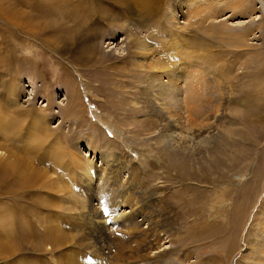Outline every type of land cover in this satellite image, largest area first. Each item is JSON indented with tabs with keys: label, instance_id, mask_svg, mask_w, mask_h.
Wrapping results in <instances>:
<instances>
[{
	"label": "rangeland",
	"instance_id": "rangeland-1",
	"mask_svg": "<svg viewBox=\"0 0 264 264\" xmlns=\"http://www.w3.org/2000/svg\"><path fill=\"white\" fill-rule=\"evenodd\" d=\"M60 1L0 0V117L11 118L17 113L22 120L16 131L12 132L10 128L7 133L2 134L0 131V264H78V261L82 264L87 259L83 255L91 256L92 249L84 248L91 240L85 238V242L81 239L84 238L83 234L73 218L82 219L89 214L90 204L94 207L97 204L103 221L113 212H118L117 209L125 204L121 201L130 191H134L132 203L140 204L141 211L152 214H157L160 209L151 203L158 204L157 199L161 198L166 201V215L181 213L184 217L188 216L187 207L177 211L175 205L177 201L181 202V198L192 197L198 201L199 209L197 215L187 217V222L190 224L193 218H203L209 223L218 222L220 225L228 221L234 207L232 204H235L234 196L231 197L226 192L227 188L230 191L229 183L235 186L238 194L253 189L249 194L251 198L256 196L257 199L264 195V147L261 155L246 140L242 142L241 150L236 151L238 160L221 162L220 168L212 171L221 175L214 185H219L222 179L227 180H223L218 189H214L213 184L204 186L206 183L201 180L204 175L201 171L200 179L198 174L190 178L194 169L199 170V166L209 160L205 156L209 145L184 142L183 145L173 147L172 144L169 145V141H173L172 135L164 137L162 132L148 133L146 124L143 127L140 123L149 117L142 105L143 98L146 97L142 94L145 82L140 80L143 74L136 76V72H141L142 68H138L137 62H134L136 57L142 56L137 49L141 45L139 37H143L141 40H146L151 46L167 42L176 32L180 36L186 34L193 42L210 41L214 44L211 50L222 55L223 62L230 63L231 66H226L227 70L232 69L233 73L240 74L236 84L253 88L249 99L254 112L256 111L254 114L264 115V15L258 8L260 4L255 6L259 11L251 17H247L248 13H235V10L227 8L217 14L218 18L207 12L209 5L198 4V22H194L189 13L183 15L179 12L181 17L173 19L176 2L179 1L180 7L188 0H163L164 6L150 14L141 6L147 4V0H143L142 4L140 0H124L122 5L114 3L117 0H95V7L107 18L99 25L92 23L88 27V24L81 21L85 12L84 5L79 3L78 6V2L74 0H71L73 5ZM115 10L119 13L117 17ZM26 13L39 19L46 38L25 32L20 15L24 16ZM179 21L182 26L180 29L175 24ZM241 22L249 25L253 23V33L249 34L246 42L234 39V33L243 31L240 28ZM89 28L97 30L96 37L99 38L92 44L88 35ZM43 39L56 44L47 47ZM86 44L90 47L93 45L91 49L96 50L93 52L96 55L91 59H87L86 55H79L82 47L88 48L84 46ZM118 46L125 50H117ZM248 73H252V77H248ZM166 81L165 78L164 82ZM162 91L165 95L164 90ZM22 108L25 109V115L17 112ZM36 116L43 122L47 121L44 130L47 133L40 132L43 137L38 141L35 140L38 133L33 129L35 127H31ZM180 122L191 125L186 120ZM26 129L30 130V135L23 133ZM245 132L255 134L249 128H245ZM98 137L99 140H96ZM219 138L216 133L214 139ZM92 140L97 142L99 149L103 148L97 150L95 158L93 149L88 146ZM186 148L190 152L194 151L188 154L191 159L182 156L172 160L171 153L176 151L175 154L179 155L183 149L188 153ZM251 149L252 155L248 160L247 154ZM108 154L126 161L127 157L131 158L134 165L139 166L137 176L129 179L126 172H122L126 180L121 186H113L112 182L110 184L102 178L100 169L105 165ZM10 165L15 169L10 168L11 171L4 174L5 166ZM90 165L94 166L93 171L90 170ZM172 165L180 166L179 170L171 168ZM211 165L215 166V162L212 161ZM18 171L34 172L25 187H21L25 178ZM127 172L129 173L128 170ZM141 187H145V191ZM79 198H84L89 207L79 201ZM240 198L243 199L242 196ZM147 203L152 206L147 207ZM14 204L19 215L15 225L19 228L16 229L8 226L11 220L9 213L15 207ZM104 208L108 209L107 215L103 212ZM83 209L84 213L80 215ZM12 218L15 219V215ZM142 219V216L138 217V220ZM139 222V230L148 226L144 220ZM55 224L56 227L61 225L60 233L53 229ZM253 227L251 220L242 232L235 234L228 228L221 231L219 238L224 247L230 244L232 246L234 242L241 241V236L246 238ZM177 229V244L173 245L165 234L164 240L160 242L162 248L170 244L182 249L185 245L186 249H182L181 253H189L192 258L186 263L184 258L177 260V264L195 263L198 258L200 264H220L213 261L210 255L219 257L223 264H229L222 255V248L214 252L210 247L213 238L206 236L204 243L192 240L182 218ZM97 231H109L110 234L115 232V228H100ZM96 235L92 240L94 243H97ZM109 241L104 242L106 247L102 251L105 254L114 250L111 244L107 246V243H112ZM140 242L142 241L137 240L132 244V241H128L127 245L131 250L132 245ZM81 244H84L83 248ZM245 246L242 243V247L236 251V260H248L244 256L248 251L243 249ZM115 251L117 255V250ZM83 257L86 259L82 261ZM88 261L89 258L86 263ZM113 262L105 261V264Z\"/></svg>",
	"mask_w": 264,
	"mask_h": 264
},
{
	"label": "bare ground",
	"instance_id": "bare-ground-1",
	"mask_svg": "<svg viewBox=\"0 0 264 264\" xmlns=\"http://www.w3.org/2000/svg\"><path fill=\"white\" fill-rule=\"evenodd\" d=\"M74 1L78 2V6L79 3L85 6V12L81 17V21H84L86 24H88V27L91 26L92 23L95 25H99L104 19L107 18L102 12L100 13V10L95 7V0ZM140 1L142 4L143 0ZM188 1H184L182 3V6L180 7H178L179 1L176 2L175 6L173 5L174 20H176L180 16L179 12H182L183 15H187L189 13L190 18L192 17L194 19V22H196L195 20H197L198 22V18H196L199 16L196 13L199 10L196 7L198 4H200V6L202 4L209 5L208 8L210 9L207 10V12L209 14L212 13L215 18H218L217 14L223 12L227 8H231L229 9L230 11L235 10V13H248L249 15L247 17L253 16L256 11H259L258 8H260L264 15V0ZM65 2L73 5L71 0H64V3ZM123 2L124 0H117L114 3H116L117 5H122ZM164 2L165 1L163 0H147V4L145 3L141 6L145 7V11L150 14V12L153 13V10H159L160 7L164 6ZM257 4H260L258 8H256ZM200 6L199 8L201 9ZM81 8L82 7H80V9ZM118 14L116 15V17L119 16ZM79 16H81V14H79ZM167 16L165 15V17ZM17 17L19 18V16ZM20 17L26 33L33 36L37 35V37H44L42 27L39 25V19H35L33 15L31 16L27 13L24 16L20 15ZM180 23V21L175 23L177 25V28L179 29L182 27L180 26ZM241 23L242 26L240 28L243 31L238 30L239 32L234 33L236 35L234 39H236L237 42H240V40L245 41L249 34L253 33V27L251 26L253 23H251V25L243 24V22ZM137 24H139V22ZM39 26L41 28H39ZM227 26L225 27L227 28ZM96 32L97 30H95L94 28L89 30L88 35L89 40H91V44L95 43L96 41H98L97 39H99L96 37ZM177 33L178 32L173 34V38L167 40V42H161V44L158 43L160 44L158 46H151L150 44L146 43V40H141V38L143 37H139L141 45L137 49L138 52H141L142 56L140 58L136 57L134 62H137L136 65H138V68H142L141 72H136V76H140V74H143V78H140V80L141 82H145L142 94L146 95V97L143 98L142 105L148 112L149 116L147 117V120L141 121L140 123L143 127L146 124L148 133L162 132V136H164L165 134L164 137L172 135L173 141H169V145L172 144L173 147L183 145L184 142L186 144L194 142V144L200 143L202 145H209L207 146L205 154L206 158L209 159L207 161V163L209 164L205 163L204 165H200L199 170L194 169V171H192V168L190 167L191 171L194 172L190 175V178H192L195 174H198V177L200 179L202 175L199 172L201 171V173L204 174L201 180L206 183V185H204L205 187H209V184L214 185L216 180L221 176L220 174L212 171L218 170L220 168L221 162L228 163L233 160H238V158L236 157V151L241 150V145L244 140L250 142V144L255 147V149H258V152H261L260 154L262 155V150L264 147V115L254 114L256 111L254 112L253 106L251 105L249 99V96L253 93V88L248 84V86H240L236 84L239 82L238 78L240 74L233 73L232 69H230V71L227 70L226 66L227 64L228 66H231L230 63L223 62L224 60L222 58V55L220 56L218 53L217 55L216 52L211 50L212 47L214 48L213 43H211L210 41L207 42V40L198 42L194 39L193 42L192 39H190L191 37H187L186 34H182L180 36ZM85 40L86 39H84V41ZM43 42L46 43L45 46L47 47H51V44L53 43L56 44V42L48 41L47 39H43ZM84 46L90 49H83L82 47V49L79 50V55H86L87 59H91L93 55H96L93 53L96 50L91 49L93 45L91 47L89 45L87 46V44ZM117 50L121 51L125 49H123L122 46H118ZM10 51L12 50L10 49ZM247 75L248 77H250L252 73H248ZM165 78L167 79L166 82H164ZM256 83L258 84V82ZM162 90H164L165 95L163 94ZM24 110L25 109L22 108L17 112L19 114L25 115ZM183 113L185 114V116H183ZM15 114L16 115H12L11 118L0 117V131L2 132V134L7 133V131L10 129L12 132L18 129L19 124L22 122V120L20 117H18L19 115L17 113ZM180 120H186L189 122L187 124L191 125H184L181 123L182 121L180 122ZM45 124H47V121L43 122L39 117H37V119L32 122L33 126L31 127H35L33 129H36L38 133V137L35 140L38 141V139H41L43 137L40 132H44L45 134L47 133L44 131L46 130ZM30 125L31 124H28V126ZM245 128H249V130L253 129L255 131V134L252 135L246 133ZM170 130L172 132H170ZM29 131L30 130L26 129L23 131V133H25L26 135H30ZM19 132L20 131H18V133ZM216 133L220 136L218 140L214 139ZM96 140H99V137ZM90 143L91 144H88V146L93 149L95 158L97 156V150H103V148L99 149L97 142H95L94 140H92ZM1 146H3V144ZM175 152L176 151L171 153V158L173 161L176 158L182 156L186 157L187 159H191L188 154H192L194 151L190 152V150H188L187 153L185 149H183L179 155H176ZM251 153L252 149L247 154L248 160H250V157L252 155ZM111 156H113V154ZM111 156H109V154L107 155V163L105 162V165H102L101 161L102 168L100 169V173L102 171V178H105L106 181H108L110 184L112 182L113 186H116V184H120L119 186H121L126 180L124 179V173L122 172H126V177L128 176L129 179H134L135 176H137L139 166L137 164L134 165L135 162H133L131 158L127 157L128 161H131V163H129L126 160L117 159V157ZM212 161L215 162V166L211 165ZM90 166V170L93 171L94 166ZM10 168H12V170L15 169L12 165H10L9 167L5 166L4 174L6 171H11L9 170ZM171 168L179 170L180 166L176 167L172 165ZM90 170L86 171V173L90 172ZM127 170L129 171V173L127 172ZM32 173L34 172L27 171L23 173L18 171V174H21V177L25 178V182H22L21 187H25L29 183L31 177H33ZM223 180L227 182V180L225 179H222L221 182ZM219 185L215 184L214 189H218ZM229 185V187H231L230 191L229 188H227L226 192L227 194L229 193V196H234L235 202L233 200L232 201L235 204H232V206L234 207L233 211H231L230 218L226 223L221 225L218 224V222L209 223L203 218H193V220H191L189 224L187 222V217L193 214L197 215L199 209L198 201L194 200V198L192 197L181 198V202L179 203L177 201L175 205L176 208H178L177 211H181L182 208L187 207L188 216L185 217L182 216L181 213L174 215L171 213L169 215H166V208L164 207L166 201L161 198L157 199L158 204H154L153 202L151 203L153 206L156 205L159 207L160 210L157 214L141 211L140 204L137 205V203H132L131 198L133 197L132 193H134V191H130L126 194L127 196L125 197V199L121 201L125 204L120 207L118 206V212H113L103 221L102 213H100L99 211L101 210L99 206L96 204L98 208V210H96V205L94 207L90 204V212L89 214L87 213L88 215H86L82 219H79L77 217L73 218V221H75V224L78 226L79 231L83 234L84 238L81 239L85 240L86 238L91 240L90 243H87V245L84 243L86 245L85 247L84 244L83 246L81 244L82 248L84 247L86 249H92L90 253L91 256L83 255L84 257L86 256L87 259L83 257V259L81 260H86L85 262L83 261L82 264H105V261H114L113 264H177V260L183 258L185 259L186 263V261L191 260L192 256L189 253H186V255H183V253H181L182 249H186L185 245L182 246V249H178V247L170 246V244L162 248L161 244V241L164 240V234L167 235V238H169L170 242L173 245L179 242L177 225L179 224L181 218L185 228L189 230V236L192 240L203 242L206 236L209 238H213L214 241L210 244V247L214 252L219 251V249L222 248V255L225 257V259H227L229 264H264V195L261 198L257 199L256 196H254V200L249 196L250 192H252L253 189H249L248 192L238 194V191L236 193L235 186L230 183ZM253 186L251 187L253 188ZM141 189L145 191V187H141ZM255 189L256 188H254V190ZM23 190H18V192H21ZM6 191H8L7 188ZM240 196H242L243 199H241ZM79 201L83 202L84 205H87L89 207V203H87L84 198L83 200L82 198H79ZM119 202L120 201H118V203ZM152 205H150V203H147V207ZM14 206L15 207H13V210L9 213L11 220L8 223V226H10V228L12 229L19 228V226H15L17 223L16 219L19 215H17L18 209L16 207V204H14ZM147 207L145 206L146 210ZM84 208L86 209L87 207L84 206ZM85 209L81 211L80 215L84 213ZM13 215H15V219L12 218ZM0 216L2 217L1 213ZM139 216H142V220H144L148 224L146 228L141 227L142 229L140 230L139 226L141 224L139 221L142 220H138ZM251 220H253L254 225L253 231H251L246 238H243L241 236V241L238 240L237 242H234V245L230 246V244L224 247L223 242L219 238L221 231L230 228L233 233L238 234L240 231L242 232L249 226ZM56 225L57 224L53 225L52 227L53 229L57 230L58 233H60L59 229H61V225H59L58 227H56ZM111 227L115 228V232H112L110 234L109 231L107 233L106 231L102 233L97 231L100 228L112 230ZM87 229L88 231L86 232ZM95 234H97V243H94L92 241ZM91 235L93 236L91 237ZM106 240H111L113 243H107V246H110V244L111 248L112 246H114V250H111L110 254H105V252H103L106 247L104 245V242ZM137 240H141L142 242L133 246V241ZM128 241H132L131 250L129 249L130 246L127 245ZM241 242L246 244L243 249L248 250L244 254L245 260L246 256L248 257V260H246L245 262L239 261L238 259L236 260L235 257L236 251L242 247ZM115 250H117V255H115ZM210 256L211 258H213V261L223 264V261H221L219 257H215L213 255ZM88 258L89 261L88 263H86ZM196 262L200 264L201 261L198 258ZM196 262H188V264H197ZM79 263L80 262L78 261V264Z\"/></svg>",
	"mask_w": 264,
	"mask_h": 264
},
{
	"label": "snow or ice",
	"instance_id": "snow-or-ice-1",
	"mask_svg": "<svg viewBox=\"0 0 264 264\" xmlns=\"http://www.w3.org/2000/svg\"><path fill=\"white\" fill-rule=\"evenodd\" d=\"M103 212H104L105 215H107L108 214V209L107 208H104L103 209Z\"/></svg>",
	"mask_w": 264,
	"mask_h": 264
}]
</instances>
